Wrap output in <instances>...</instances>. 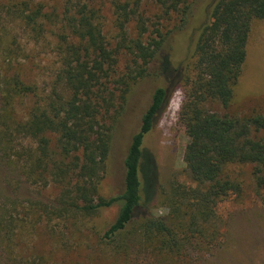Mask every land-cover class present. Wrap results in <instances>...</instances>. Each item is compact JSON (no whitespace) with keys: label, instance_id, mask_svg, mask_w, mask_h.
Listing matches in <instances>:
<instances>
[{"label":"trees","instance_id":"obj_1","mask_svg":"<svg viewBox=\"0 0 264 264\" xmlns=\"http://www.w3.org/2000/svg\"><path fill=\"white\" fill-rule=\"evenodd\" d=\"M10 1L14 8L7 3L8 12L12 11L28 27L36 30L39 25L43 30L40 19L45 14L41 4ZM158 1L162 9L159 20L178 23L173 28H168L167 23L160 28L157 22L151 33L147 20L140 18L136 22L137 34L130 37L126 25L136 11L130 7V0H120L116 21L123 39L115 49H110L96 8L88 3L67 5L63 17L69 30L63 37L67 52L61 48V67L49 91L38 90L19 74L9 76L0 71L4 101L0 121L7 127L0 130V151L3 162L10 169L21 168L24 175L27 162L13 160L11 152L17 139L31 141L18 155L27 157L36 182L46 184L50 177L60 185V205L56 210L60 215L71 211L92 215L118 205L114 222L102 236L103 241L113 244L117 255L127 252V240L136 234L142 244L182 260L188 244L200 246L210 235L217 203L242 191V184L229 173L230 166L255 165L256 184L264 190V115L237 116L212 109L215 104L228 108L234 98L247 58L252 24L264 18V0H213L208 20L200 27L193 50L181 68L174 66L164 45L172 32L187 25L193 3ZM0 36L3 41L4 36ZM120 48L131 55L124 67L125 77L115 81L122 83V101L142 78L155 74L165 83L154 90L140 128L132 136L124 159L123 190L107 197L101 193V186L108 172L112 133L104 114L114 104L116 89L111 86V78L118 73ZM154 60L156 69L151 73L149 66ZM179 86L183 88V99L178 119L190 139L186 172L194 185L174 187L173 211L165 218L153 215L148 208L152 179L143 143ZM23 96L32 97V104L25 114L18 115L14 102ZM13 220L11 213H0V227ZM5 240L0 236V244L6 243L9 248ZM7 260L11 264H28L21 258Z\"/></svg>","mask_w":264,"mask_h":264},{"label":"rangeland","instance_id":"obj_2","mask_svg":"<svg viewBox=\"0 0 264 264\" xmlns=\"http://www.w3.org/2000/svg\"><path fill=\"white\" fill-rule=\"evenodd\" d=\"M32 1L42 5L45 16L40 22L43 23V30L39 25L36 30L31 25L28 27L22 19L15 18L12 11L8 12L7 3L14 8L10 0H4L0 6V35L4 36L0 41V71L9 76L19 74L26 83L38 87L40 91H49L61 67L62 50L67 52L63 37L69 34V30L63 17L70 3H88L98 10L110 49H115L123 39L116 21L121 11L117 6L120 0ZM130 1V7L136 11L126 25L130 37L137 34L136 22L140 18L147 20L151 33L157 22L156 27L160 28L168 22L167 19L159 20L162 9L158 0ZM188 1L193 5L187 25L172 32L164 45L174 66L179 68L191 54L200 27L208 20L213 0ZM176 21L178 23V20L167 23L168 28H173ZM120 51L118 73L111 78V86L116 89L112 100L114 104H110L104 114V122L112 133L108 172L101 186V193L107 197L123 190L124 159L132 136L140 128L142 115L151 102L154 90L165 83L155 74L142 78L133 85L127 99L122 101V83L115 81L125 73L124 67L130 62L131 55L121 48ZM156 64L155 60L150 64L151 73H154ZM182 99L183 88L179 86L143 143V149L150 158L147 168L152 179L148 208L159 217L167 218L172 213L175 186L194 185L186 172L190 139L178 119ZM3 102L0 93V109ZM31 104L32 97H18L14 102L15 112L25 114ZM212 109L237 116L264 115V18L252 24L247 58L230 106L224 108L215 104ZM2 114L0 112V118ZM10 126L14 129L13 124ZM1 129H7L2 121ZM30 143L26 139H17L11 152L13 160L19 158L21 163L27 162L24 175L21 168L10 169L3 162L0 151V213H11L14 218L0 227V236L9 243V248H6V243L0 244V264H11L8 257L21 258L28 264H264V190L256 184L255 165L239 163L229 167L232 177L242 184V191L217 203L210 235L200 246L188 244L186 258L181 260L177 256L155 251L139 242L136 234L128 238L127 252L117 255L113 244L103 241L102 236L114 222L119 206L102 208L92 215L78 211L60 215L56 211L60 205V185L50 177L46 184L36 182L27 157L18 155ZM142 181L145 184L143 177Z\"/></svg>","mask_w":264,"mask_h":264}]
</instances>
